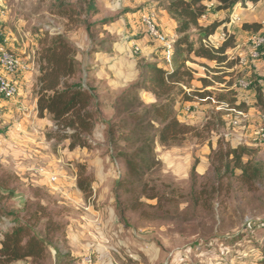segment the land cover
<instances>
[{
    "label": "rangeland",
    "instance_id": "rangeland-1",
    "mask_svg": "<svg viewBox=\"0 0 264 264\" xmlns=\"http://www.w3.org/2000/svg\"><path fill=\"white\" fill-rule=\"evenodd\" d=\"M7 1L14 24L9 27L13 28L14 37L28 44L33 52V60L29 65L24 60L23 70L18 73L29 75L22 85L29 95L28 106L32 98L37 102L39 54L46 41L62 35L76 49L75 57L82 70L70 81H82L94 88L105 121L113 119V124L116 121L122 124L112 130L116 134L113 144L108 139L109 126L100 122L88 137L89 148L69 150V140L62 138L65 132H59L48 115L40 118L36 110L34 116L27 107V123L39 129L16 130L3 139L4 145L0 143V206L4 212L14 214L12 218H0V235L11 227L13 218L28 219L42 208L45 218L30 223L38 231L52 228L48 258L43 264H82L83 257L90 253L94 264H260V247L264 245V184L257 183L247 189L232 175L218 181L210 156L219 147H236L245 142L258 149L254 161L264 165V143L253 145L250 140H244L240 126L231 124L235 115L230 111L236 110L218 108L211 101L223 86L213 84L207 88L212 96L204 101L192 97L184 102V96L173 91V112L177 111L176 115L197 128L200 137L187 136L173 145H161L156 140L151 144L152 152L147 158L152 159V164L140 186L148 192L146 195L157 193L161 201L141 195L135 203V196L121 193L116 199L114 183L123 165L115 158L113 149L128 147L121 135L126 122L131 123L116 108L115 105L123 103H118V97L137 85L143 74L147 75L144 68L147 63H157L154 60L158 57H153L152 50L164 51L178 37L175 34V39L166 37V43L152 40L147 55L140 44L130 48L127 44L144 35L140 15L153 13L157 22L166 3L163 0ZM92 2L95 15L87 11ZM224 34L226 41L228 35ZM221 35L214 41L219 47L225 42H218ZM209 39L202 44L209 47L206 45ZM197 40L196 31L191 29L187 41L195 46ZM135 47L139 52H135ZM173 52L174 48L168 57L170 65ZM183 58L187 68L188 64L205 67L212 63L186 53ZM164 61L161 57L160 63L168 67ZM160 63H157L159 67L168 70ZM123 71L129 79L137 74L134 81L117 78V73ZM104 75L108 81L103 80ZM243 80L246 87L238 92L248 96L246 92L252 85L246 77ZM136 97L140 104L127 105L129 111L137 112L155 103L147 90H133L128 102ZM186 105L191 107L187 113L183 109ZM23 118L19 115L15 119L7 118L9 122L0 120V131L5 128L11 131L13 122L18 124ZM35 120L42 121L41 126ZM258 126L254 131L263 125ZM78 173L90 183L85 194L77 189ZM51 176L56 177L55 182H49ZM37 215L41 217V213Z\"/></svg>",
    "mask_w": 264,
    "mask_h": 264
},
{
    "label": "trees",
    "instance_id": "trees-1",
    "mask_svg": "<svg viewBox=\"0 0 264 264\" xmlns=\"http://www.w3.org/2000/svg\"><path fill=\"white\" fill-rule=\"evenodd\" d=\"M163 1L166 3L164 10L176 24L175 35L178 37L173 43L174 52L171 55L173 68L166 70L159 67L157 63H147L144 66L147 75L143 74L144 76L140 77L137 85L118 97V103L123 102L124 105L123 103L115 105L120 114H126L127 120L131 123L126 122L124 135H121V138L128 142V147L125 150L113 149L115 158L123 165L114 183V190L117 193L116 199H119V193L126 196L132 195L135 196V203L141 195L149 200L159 201L160 199L161 201L157 193L152 191V195H146L148 192L145 188L142 190L140 186L145 171L152 164V159L147 158V154L152 152L151 144L156 140L161 145H173L181 143L187 136L200 137V131L197 128L177 120L171 99L174 90L184 96V102L191 101L192 97L204 101L212 96V93L206 90L207 88L213 84L222 85L221 93L211 101L217 103L218 106L225 105L226 108L235 109L237 112H247L244 105H236V89L233 86L243 79V74L237 68V61L229 59L226 55L228 49L234 48L231 38L226 39L217 49L202 44L226 20L203 28L199 22L206 15L204 5L206 0ZM216 1L220 4L217 10L229 13L239 1L255 4L260 0ZM87 11L95 15L96 9L93 2L87 7ZM191 29L195 30L198 36V44L195 46L187 41ZM243 29H247V26H243ZM45 43L47 45L39 54L41 65L36 102L38 116L43 118L44 114L48 115L57 130L65 132L62 138L69 140V150L89 148L88 137L93 134L96 124L100 122L109 126L108 139L113 144L116 134L112 130L114 127H120L122 123L116 121L113 124V119L105 121L101 112L102 106L94 88L84 85L82 81H70L82 71L75 57L76 49L62 35H56ZM184 53L216 63L214 69H207L211 74L210 77L207 75L206 78L200 80L202 85L200 89L190 87L193 71L186 67ZM185 89L192 94H188ZM133 90H147L155 99V103L137 112L129 111L127 105L132 104L138 107L140 104L137 97L128 102ZM258 106L264 112V104L260 95H258ZM257 150L240 144L236 147H219L217 151H213L210 163L217 180L221 181L226 176L232 175L237 177L239 184L247 189L257 183L264 184V165L259 161H254ZM236 172H238L237 176ZM89 186L90 183L88 184L78 173L77 189L85 194ZM1 199L0 197V203ZM38 213H41V217H38ZM12 217H14L13 213L4 212L0 206L1 219ZM40 218H45L42 208L28 219L13 218L11 227L0 235V264H43L47 260L50 247L48 237L52 228L48 226L45 231H38L30 223L39 221ZM260 253V264H264V245L260 247Z\"/></svg>",
    "mask_w": 264,
    "mask_h": 264
},
{
    "label": "crops",
    "instance_id": "crops-1",
    "mask_svg": "<svg viewBox=\"0 0 264 264\" xmlns=\"http://www.w3.org/2000/svg\"><path fill=\"white\" fill-rule=\"evenodd\" d=\"M9 5L10 3L8 4L7 0H0V30H1L0 47L7 50L11 54L15 55L19 59V61L23 64H24V60H27L25 62L28 64L29 61L33 60L32 48L30 50L28 44H24L22 40L19 41L14 37L12 32L13 28L10 29L11 27L10 24L12 25L14 24L12 21V16H10ZM204 5L206 7V15L202 18V20H200L201 27L209 26L219 21H220L219 23H221L226 20V22H224L215 31L214 35L211 36L209 40L211 42H214L215 40H217V37L220 35V33H224V32L227 33L228 35L227 38H231L234 45V48L232 49L230 48L226 51V55L228 57H230L236 51L237 46L239 45L245 46V43L252 35H261L264 37V0H260L255 4L248 1H239L231 11L234 12L239 17V22L236 23L235 25H230L228 22L229 20L228 18L231 12L228 14L227 11L217 10V6L220 4L216 0H206ZM167 18H169V15L165 11L162 13V16L157 18L158 29L165 37H170L171 39H175L174 34H175L176 24L172 19H167ZM140 26L142 29V34H144L143 37L140 40H132L127 44V47L130 48V45L140 44V46L145 51L144 54L147 55L146 51L151 50L149 43H152V39H150L147 35H145V31L141 24ZM243 26H247V29H243ZM8 27L10 30L8 29ZM172 50H173V46L167 47L164 51H160V52L152 50V52H155V55H153V57L154 56L158 57L154 61L160 63V59L161 57H163V59L165 60L164 62L166 63L168 62V67H165V65L161 63L159 65L164 66L168 70H172L173 66L170 65L168 61V57H170ZM26 53H28L27 56ZM107 67L109 69H112L109 66ZM188 67L193 71V80L190 82V87L192 89L193 88L199 89L202 86L200 80L206 78L207 74L211 75L209 74L207 69H214L215 64L214 62H212L205 67L196 64H188ZM240 70L243 74V78L246 77L247 81L251 83L252 87L250 88L249 91L246 92L248 96H243V93L240 94L238 92V89L236 90L237 93L235 97L236 105H240V104L244 105L247 111L245 113V120L241 127L242 131L239 133L242 134L244 140H251L254 129L258 125L260 126L264 124V112H262L260 106H258V95L261 96V101L264 104V47L260 50V58L257 61L250 63L249 65L241 68ZM18 73H20V71L14 74H9L0 65V76L7 79L9 82L15 84L18 90L17 95L12 100L6 101L0 98V120H2L3 122H7V121L9 122L7 118L15 119V117L19 115L21 118L24 117L22 121L19 122L18 124L13 122L12 124L13 128L11 131H8V129L6 128L3 129V131H0V143H2V145L5 144V141L3 139L8 137L9 134L13 135L16 132V130L21 131V130L31 129L32 131L35 132L36 130L39 129L37 126H34L33 123H31L32 125L29 126V123H27L26 120L27 116L25 115L26 113L29 112L27 108L29 107L28 106L29 104H27L26 102V100L29 99L28 97L29 95L27 92L23 91L22 85H24V82L26 83L29 75L28 74L18 75ZM127 74L128 73L124 71L121 73H117V78L124 81L125 80L132 81L134 78H136L137 75V74L132 75L129 79L125 77V75ZM103 80L108 81V78L104 75ZM221 86L222 85H220L219 87L221 88ZM185 91L187 92L188 90L185 89ZM30 103L31 105L29 108L31 114L36 116V110H37L36 100L32 98ZM223 107H225V105H221L218 108H223ZM175 113H177V111ZM176 118L179 121L186 123V121H184V119H182L178 115H176ZM35 121L36 122L34 123L36 125L41 126L42 121L40 120H35ZM245 122H247V125H245ZM30 170L32 169L28 170L29 173L32 172Z\"/></svg>",
    "mask_w": 264,
    "mask_h": 264
},
{
    "label": "built area",
    "instance_id": "built-area-1",
    "mask_svg": "<svg viewBox=\"0 0 264 264\" xmlns=\"http://www.w3.org/2000/svg\"><path fill=\"white\" fill-rule=\"evenodd\" d=\"M229 24L235 25L239 22V17L233 12L229 17ZM140 23L145 31V33L154 41H157L159 43H166V37L159 31L157 22L154 18L153 13L147 12L142 13L140 15ZM1 35V30H0ZM225 41V34L222 33L221 38L218 42L223 43ZM206 43V42H204ZM206 45L209 47L217 49L219 47V44H214V42H208ZM264 47V37L261 35H252L248 41L244 45H239L236 47V51L229 57V59L237 61L238 65L237 68L241 69L243 67H246L250 63L257 61L260 58V50ZM135 52H139V49L135 47ZM0 65L3 67V69L9 73L14 74L18 71L23 70V64L19 61V59L8 52L7 50L0 47ZM246 84L244 80L238 81L233 88L234 89H240L245 88ZM18 93V90L15 86V84L9 82L7 79L0 76V97L4 100H11L13 99ZM184 111L187 113L190 111V106H184ZM233 115H235V118L232 119L231 124L233 126H237L240 128L242 127V124L245 120V114L240 113L237 111H230ZM184 114V113H183ZM263 126L257 128L252 137H251V143L253 145H260L264 143V124ZM240 145V144H239ZM56 177L51 176L49 179V182H55ZM95 259L93 254H87L82 259V264H94ZM109 264H116V263H109Z\"/></svg>",
    "mask_w": 264,
    "mask_h": 264
}]
</instances>
